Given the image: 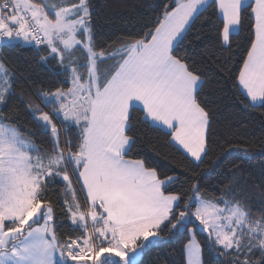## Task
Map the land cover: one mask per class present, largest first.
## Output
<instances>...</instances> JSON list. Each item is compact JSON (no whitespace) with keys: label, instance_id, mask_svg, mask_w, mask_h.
I'll use <instances>...</instances> for the list:
<instances>
[{"label":"snow or ice","instance_id":"snow-or-ice-1","mask_svg":"<svg viewBox=\"0 0 264 264\" xmlns=\"http://www.w3.org/2000/svg\"><path fill=\"white\" fill-rule=\"evenodd\" d=\"M152 11L101 43L91 0H0V47L34 48L53 73L20 84L0 55V264H139L185 233V264H206L205 245L221 264H264V168L249 185L233 163L208 185L204 167L243 144L215 110L223 77L243 109H264V0ZM234 44L228 67L217 51ZM147 131L181 161L162 168Z\"/></svg>","mask_w":264,"mask_h":264},{"label":"trees","instance_id":"trees-1","mask_svg":"<svg viewBox=\"0 0 264 264\" xmlns=\"http://www.w3.org/2000/svg\"><path fill=\"white\" fill-rule=\"evenodd\" d=\"M167 0H91L94 6L93 22L98 33V40L101 43H107L115 39L125 27L136 25L138 21L147 20L154 15L152 9L158 7ZM201 22H197V28ZM207 31V29H206ZM247 35L246 30L242 31L236 38L237 42H244ZM236 45H233V51H217L221 61H229L228 67L233 66L230 57L234 56ZM2 56L13 61L19 68L18 81L24 84L25 80L35 81L36 87H51L53 73L50 71L51 65H45L39 62L37 50L31 47L24 48H6L1 47ZM40 54H43L42 52ZM35 89H33L34 91ZM236 92L232 88V81L223 77L219 87L214 86V106L217 116L221 123L225 119L232 122L235 129L241 132L240 141L242 145L233 148H227V159L223 161L220 169L212 170L209 161L213 160L220 153L218 148H214L212 154L208 157L204 167L210 175L205 178L206 184L215 185L219 179L220 171H227L233 163L241 168V175L251 185L256 177L264 168V109H243L236 102ZM144 136L150 137L152 143L156 146L153 152L150 145L143 143L141 145L144 151H147L153 160H157L162 168H169L173 164L179 163L182 159L180 152L167 143L169 137L163 132H144ZM36 138H39V132H36ZM247 148V150H245ZM211 191V187H209ZM192 225H189L191 228ZM187 234L177 235L175 237L165 238L158 247L149 248L144 251L139 258V264H185V252L183 245L186 242ZM197 238L204 243L205 234L197 230ZM203 259L206 264H221L222 257L212 251L208 246H204Z\"/></svg>","mask_w":264,"mask_h":264},{"label":"built area","instance_id":"built-area-1","mask_svg":"<svg viewBox=\"0 0 264 264\" xmlns=\"http://www.w3.org/2000/svg\"><path fill=\"white\" fill-rule=\"evenodd\" d=\"M0 55H2V50H1V47H0Z\"/></svg>","mask_w":264,"mask_h":264},{"label":"rangeland","instance_id":"rangeland-1","mask_svg":"<svg viewBox=\"0 0 264 264\" xmlns=\"http://www.w3.org/2000/svg\"><path fill=\"white\" fill-rule=\"evenodd\" d=\"M141 255H142V254H141ZM141 255L139 256V258L141 257ZM139 258H138V259H139Z\"/></svg>","mask_w":264,"mask_h":264}]
</instances>
